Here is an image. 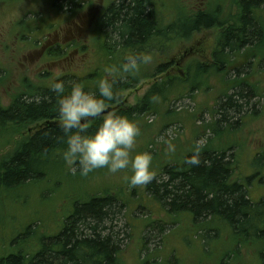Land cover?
I'll return each mask as SVG.
<instances>
[{"label":"rangeland","instance_id":"374dc122","mask_svg":"<svg viewBox=\"0 0 264 264\" xmlns=\"http://www.w3.org/2000/svg\"><path fill=\"white\" fill-rule=\"evenodd\" d=\"M126 2L0 0V105L7 108L17 97L35 95L56 79L85 78L96 86L107 75L106 66L119 68L129 52L122 57L115 39L103 32L100 17L110 4ZM236 2L150 0L161 30L190 16L197 20V31L187 38L155 39L154 45L142 49L139 54H150L152 62L141 65L135 75L115 76L126 84L127 77L132 80L106 114L140 107L158 85L156 101L152 98L144 106L146 112L133 117L140 127L133 155L151 153L157 175L169 165L183 163L199 142L201 149L225 155L231 181L242 184L257 203L264 200V0L253 9L260 21L258 40L239 51L225 50L224 65L214 62L222 29L229 24L221 23L236 15ZM208 16L216 18L210 26ZM164 65L166 71L157 74ZM170 79L177 82L169 88ZM233 102L240 108L227 105ZM50 123L59 126L58 120ZM43 124L23 126L15 135L1 137L0 160ZM165 139L172 140L175 152L166 151ZM77 171L74 175L64 161H53L46 179L1 192L0 258L35 255L43 241L63 229L76 205L111 197L116 203L101 228L118 245L115 264H262L264 238L235 235L217 217L195 222L190 214L167 212L145 186H129L125 176L131 175L130 169L111 174L101 168L87 176Z\"/></svg>","mask_w":264,"mask_h":264},{"label":"trees","instance_id":"16d2710c","mask_svg":"<svg viewBox=\"0 0 264 264\" xmlns=\"http://www.w3.org/2000/svg\"><path fill=\"white\" fill-rule=\"evenodd\" d=\"M149 2L150 0H127L121 5H112L103 18L107 34L115 39L122 57L127 55L126 52L139 54L146 46L154 45L155 39L165 37L169 41L173 36L187 38L197 31V20L190 16L161 30L160 22ZM260 3L261 0L236 2V15L227 16L221 23L222 26L224 23L229 24L222 29L221 38L218 40L219 50L214 54L215 64L224 65L227 62L225 50L230 53L239 51L258 40L261 33L258 24L260 21L255 17L253 9ZM217 11L214 13L219 17ZM215 19V16H208L205 20L210 26ZM166 69L165 65L161 66L156 73L163 74ZM121 78L123 77L109 79L113 83L116 98L107 102L108 105L120 102V92L127 89L132 80V77H127L126 84L119 81ZM84 80L85 78H79L74 81L83 83L85 91H97L98 84L91 86ZM175 82L177 81L170 79L167 82L168 87L175 86ZM157 86L150 92L153 97L159 96ZM66 89L70 90L67 83ZM147 99L146 97L143 100L140 107L119 110L117 114L133 119L135 114L146 112L144 106L151 101ZM227 105L240 108L236 102ZM57 107L56 95L50 91V87L35 95L23 94L7 108L0 105V138L8 136L6 134L15 135L23 126L44 123L34 135L21 139L6 158L0 160V194L2 191L16 190L25 184L46 179L47 167L53 161H64L62 154L67 148L66 137L59 126L50 123L58 120ZM100 123L99 120L95 121L88 128L87 134H94ZM193 154L194 152L186 156L181 164L174 163L173 166L163 168L145 186L147 194L152 195L160 205L167 207L166 211L169 213L190 214L195 222L206 217H217L235 235L264 238V200L253 203L247 196L245 187L231 181V164L225 160L223 153L208 152L206 148H200V163L187 164L185 161ZM115 203L111 197H94L86 204L76 205L63 229L55 237L43 241L38 253L9 255L0 258V264H115L118 245L112 237L103 235L106 228H101L109 221L108 210ZM256 220L260 221L256 223ZM261 261L264 264V255H261Z\"/></svg>","mask_w":264,"mask_h":264},{"label":"clouds","instance_id":"9594fccd","mask_svg":"<svg viewBox=\"0 0 264 264\" xmlns=\"http://www.w3.org/2000/svg\"><path fill=\"white\" fill-rule=\"evenodd\" d=\"M152 59L150 54L133 53L125 57V62L119 68L106 66L104 72L107 75L99 80L96 92L85 91L84 84L77 81L56 79L52 82L50 91L57 98L59 127L64 132L67 144L62 155L74 175L77 168L82 176L101 168H107L111 174L130 169L131 175L125 176V180L131 188L146 186L155 179L151 153L136 152L133 155L140 135L138 123L125 115L106 114L107 102L116 98L113 83L108 77L135 75L141 65L150 64ZM66 83L70 90L66 89ZM156 99L153 97V102ZM97 118H101V123L95 133L87 134L89 125ZM164 144L167 152L176 151L171 139H165ZM199 153L198 142L194 154L185 162L198 165Z\"/></svg>","mask_w":264,"mask_h":264},{"label":"flooded vegetation","instance_id":"af4514ba","mask_svg":"<svg viewBox=\"0 0 264 264\" xmlns=\"http://www.w3.org/2000/svg\"><path fill=\"white\" fill-rule=\"evenodd\" d=\"M111 7V4H110V6H109V8ZM109 9H108V7L104 10V12L101 14V20H100V24H101V27H102V30H103V32L104 33H107L108 31H107V29L105 28V26L103 25V18H104V16H105V14L107 13V11H108ZM103 33V34H104Z\"/></svg>","mask_w":264,"mask_h":264}]
</instances>
